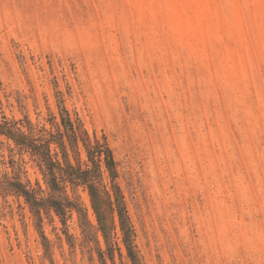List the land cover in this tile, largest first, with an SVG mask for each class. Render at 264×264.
<instances>
[{"label": "rangeland", "instance_id": "374dc122", "mask_svg": "<svg viewBox=\"0 0 264 264\" xmlns=\"http://www.w3.org/2000/svg\"><path fill=\"white\" fill-rule=\"evenodd\" d=\"M64 111L112 153L137 264H264V0H0V123ZM37 165L0 137V182L47 198ZM66 193L88 225L0 191V264H132Z\"/></svg>", "mask_w": 264, "mask_h": 264}, {"label": "trees", "instance_id": "16d2710c", "mask_svg": "<svg viewBox=\"0 0 264 264\" xmlns=\"http://www.w3.org/2000/svg\"><path fill=\"white\" fill-rule=\"evenodd\" d=\"M60 120V125L55 124V134L41 129L38 137H32L30 124L27 125L29 134H25L15 124L0 123V137L11 141L20 152L28 154L33 161L37 162L49 196L39 198L37 191L28 188L20 181L0 182V191L23 198L39 219H41V211L53 212L64 223L65 217L75 212L81 225L86 226L88 223L85 210L77 201H72L66 193L67 186L72 189L82 187L87 192L105 244L109 245V235L114 228L116 214L127 256L132 264H137L133 246L134 232L122 194L117 186H112L113 194H111L103 184L104 174H107L110 183H114L117 179L116 165L110 149L106 144L98 141L90 142L87 135L81 132L80 126L71 121L66 111L64 115H61ZM79 141L83 145L86 156L84 162H81L79 158ZM66 143L70 151L76 154L75 165L69 160ZM52 145L59 152L52 151Z\"/></svg>", "mask_w": 264, "mask_h": 264}]
</instances>
